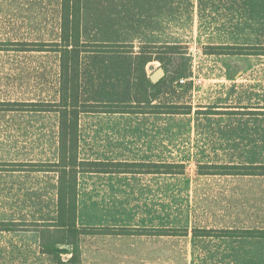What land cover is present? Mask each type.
<instances>
[{
	"label": "rangeland",
	"instance_id": "rangeland-1",
	"mask_svg": "<svg viewBox=\"0 0 264 264\" xmlns=\"http://www.w3.org/2000/svg\"><path fill=\"white\" fill-rule=\"evenodd\" d=\"M59 24L60 0H0V41L51 43ZM82 39L126 51L116 60L120 77L105 62L113 56H83L84 101H131L138 76L129 66L145 52L170 61L152 103L191 110L81 116L84 158L114 151L122 160L185 169L81 176L84 217L134 228L81 235L79 264H264V239L220 236L264 229V177L197 174L201 163H264V55L205 52L206 45H264V0H83ZM164 45L176 48L165 52ZM159 67L153 59L145 72ZM58 72L53 51L0 50V101H52ZM192 75L201 82H178ZM57 153V113L0 110V223H20L0 230V264H53L41 245L53 240L57 174L30 163L54 161ZM195 228L211 235L194 237Z\"/></svg>",
	"mask_w": 264,
	"mask_h": 264
},
{
	"label": "trees",
	"instance_id": "trees-1",
	"mask_svg": "<svg viewBox=\"0 0 264 264\" xmlns=\"http://www.w3.org/2000/svg\"><path fill=\"white\" fill-rule=\"evenodd\" d=\"M83 0H60L59 39L51 43L0 41V50L14 48L19 51L49 50L58 56L57 96L52 101H0V110H29L57 113V160L30 163L33 170L57 174L56 219L48 231L51 242L42 243L41 252L51 257L53 264H79V238L81 235L98 230L79 226L77 223L78 177L82 173H126V174H182V163H156L129 160L82 159L79 157V120L86 113H190V107L152 103L160 91L165 76L153 83L145 72V65L153 59L160 60L165 72L170 61H163L158 55L151 57L145 52H136L134 59L135 76L132 100L129 102H91L82 99L83 60L87 53H123L121 43L87 42L82 39ZM14 46V47H7ZM49 46V47H47ZM165 52H173L175 45H164ZM205 52L217 55H264V45H206ZM182 73L178 68L170 80ZM151 89H155L154 92ZM146 106V107H144ZM199 175L258 176L264 177V163H201L197 166ZM19 222L0 223V230H17ZM52 230V231H51ZM126 230V229H124ZM159 234H167L160 231ZM194 237L210 236L208 229L195 228ZM220 236L235 238L264 239V229H227ZM61 237L73 240L64 242ZM64 244V246H63ZM69 254L64 258L63 255Z\"/></svg>",
	"mask_w": 264,
	"mask_h": 264
},
{
	"label": "crops",
	"instance_id": "crops-1",
	"mask_svg": "<svg viewBox=\"0 0 264 264\" xmlns=\"http://www.w3.org/2000/svg\"><path fill=\"white\" fill-rule=\"evenodd\" d=\"M88 54V53H87ZM99 54H106L109 56H113L111 57V60L109 61H105L106 64H111L114 62L113 66L109 67V70H113L114 74L116 75L115 77H120V64H116V60H120L121 58L120 53H99ZM85 55V54H84ZM83 55V56H84ZM117 56V57H115ZM83 60V57H82ZM151 61H149L148 63H150ZM125 63V62H124ZM127 63V62H126ZM134 62L132 61L131 63V72L134 75ZM147 65V64H146ZM128 67V69H129ZM163 68V67H162ZM164 69V68H163ZM165 71V70H164ZM148 77L150 78V74H148ZM91 102H96V101H91ZM105 114V113H104ZM107 114H127V113H107ZM81 123V117L79 120V130H80V125ZM96 126V125H95ZM81 135H79V157L82 159H101V160H114V161H121L122 159L118 156H116L117 154L114 151H104V156H100V155H93V154H88L85 158L82 155V151L81 149ZM111 152H113L112 154H110ZM57 160V159H56ZM54 160V161H56ZM84 175H88L89 176H121V175H126V173H120V174H115V173H82L81 175H79L78 177V198H77V223L79 226H85V227H91V228H95V229H104V228H108L110 230L116 231L118 230L117 228H121V229H126V228H134V227H126L125 225H122L120 223H116V221L112 220V219H105V218H96V217H90V216H86L84 217V215L81 212V207H80V203H81V181H80V177L84 176ZM94 178V177H93Z\"/></svg>",
	"mask_w": 264,
	"mask_h": 264
},
{
	"label": "water",
	"instance_id": "water-1",
	"mask_svg": "<svg viewBox=\"0 0 264 264\" xmlns=\"http://www.w3.org/2000/svg\"><path fill=\"white\" fill-rule=\"evenodd\" d=\"M165 75V71L162 67H159L153 74L150 75V80L153 83L159 81Z\"/></svg>",
	"mask_w": 264,
	"mask_h": 264
},
{
	"label": "built area",
	"instance_id": "built-area-1",
	"mask_svg": "<svg viewBox=\"0 0 264 264\" xmlns=\"http://www.w3.org/2000/svg\"><path fill=\"white\" fill-rule=\"evenodd\" d=\"M190 81H193L194 83H200L201 82V78H197L195 79L194 75L190 76V77H183V78H180L178 80L179 83L181 84H185V83H188Z\"/></svg>",
	"mask_w": 264,
	"mask_h": 264
}]
</instances>
